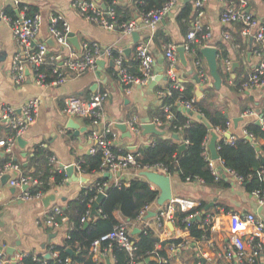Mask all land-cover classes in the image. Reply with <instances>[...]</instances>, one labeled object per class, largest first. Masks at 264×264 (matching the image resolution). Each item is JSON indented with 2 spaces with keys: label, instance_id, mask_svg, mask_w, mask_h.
<instances>
[{
  "label": "crops",
  "instance_id": "crops-1",
  "mask_svg": "<svg viewBox=\"0 0 264 264\" xmlns=\"http://www.w3.org/2000/svg\"><path fill=\"white\" fill-rule=\"evenodd\" d=\"M15 1L35 8V12L41 14L42 23L37 41H47L49 54H62L65 52L50 40L48 34V14L53 10L62 14L66 20L69 31L76 38L78 48H75L71 42L70 45L78 53L81 52V47L84 44L96 43L101 47H111L115 52L123 54L125 61L128 63V69L136 75L139 73L138 66L133 67L132 62L136 59L138 46L146 45L155 62L153 67L154 79L156 76L161 78L153 88L148 85H135L132 87L131 93L125 95L121 90L113 66L110 62L105 61L103 67L99 68L97 66L94 70L80 77H73L66 73L67 79L63 84L48 88H40L35 84V69L29 65L26 69L25 82L16 85L12 81L11 60L17 51V46L11 36L10 23L5 18L0 17V103L12 105L18 113L20 107L31 99L36 98L39 103L38 116L35 122L28 127L18 139L19 141L17 140L14 159L20 165L23 173L30 174L34 171V166H30L28 169H22V167L29 166L28 164L36 147H40L43 152L49 154L48 157L51 155L56 157L58 166L73 165L74 176L80 178L68 182L66 176L61 185L43 195L41 199L25 201L20 199L21 190L8 184V177H0V249L6 256L8 255L6 252L8 248H13L12 253L14 254L32 251L44 255L46 254V248L44 247L60 244L72 224L66 217L59 229L52 230L38 225L37 220L41 219L46 210L53 205L66 208L69 201L76 199L82 189L90 186L100 176L97 172L83 173L76 167L78 160L88 154L87 124L82 119H72L64 116L62 112L63 100L72 95L87 98L89 94L106 90L109 92V98L105 102L103 110L108 120L125 123L135 116L139 122L145 120L155 121L156 109L160 104V97L155 88L156 86H163L167 79V60L162 47L166 42L177 46L183 44L186 33H183L178 26L176 14L182 5L186 3L193 7L194 0L177 2L171 12L161 20L154 32L140 27L136 31L139 34L136 42L132 39L131 34L126 36L119 31H109L94 23L86 22L72 10V0H0V13L3 9H12L15 12L13 5ZM92 1L101 8L106 7L105 0ZM246 1L247 11L264 24V2L261 0ZM113 3L128 7L132 6V0H113ZM220 10L221 6L216 0H208L200 21L204 27L210 28L212 32V38L208 45L215 47L218 56H221L220 66L223 77H221V88L216 91V97L222 103L223 109L226 110V115L230 120L227 132L232 138H245L244 126L249 122L257 125L256 122L259 121V117L264 114V89L262 87L245 88L242 84L248 80L251 71L258 65L262 57L264 58V49H261L262 54H257L255 52L257 45L252 38L245 39L242 37L237 30V26L222 24L219 21ZM137 18V16L134 17V19ZM195 20L196 16L193 17L190 28H192ZM223 32H229L231 39L224 38L222 36ZM164 40L167 41L164 42ZM184 58L186 66H183L180 61L177 64V78L181 82H194L193 60L186 53H184ZM223 59H228L231 63L229 72H224ZM202 60L206 65L205 60L203 58ZM190 70L193 71L191 74H189ZM164 77L166 79H163ZM196 84L198 83L196 82ZM239 84L240 87H237ZM197 91H200L201 96L202 92L196 85L195 93ZM248 110H252L255 115H244ZM235 118H240L236 124L233 122ZM69 124L72 127L76 126V129L71 128ZM8 132L9 130L0 123V136H5ZM118 132L117 146L119 148L137 150L140 145L149 142L150 135L143 136L140 133L138 136L132 135L130 138H122V133ZM223 134L225 135V133ZM209 139L210 137L208 142ZM258 143L264 147L263 140H259ZM259 154L264 157V151L259 152ZM5 159L0 150V165ZM215 166L218 178L223 177L228 187H220L219 184L208 187L198 180L182 182L175 175L163 174L169 178L170 200L188 199L196 204V209L202 205L204 210L198 211L199 215L208 207L205 211L204 224L199 225L200 229H205L207 235L204 234L200 240L190 237L188 231L179 227L176 219L168 222L165 228L156 227L155 215L157 209L170 200L161 205L158 203L161 193L160 187L142 174L151 171L127 170L120 176L110 173L103 176H108L112 182L123 180L126 183L135 177H139L148 182L152 189L158 191L157 199L149 206V213L146 215L147 220L153 227L154 234L160 240L181 239L186 243V247H180L170 255L168 259L170 264H264L263 255L253 257L252 249L249 246L246 248L245 256L241 260H238L234 253L231 258L226 257L225 253L227 251L234 250L229 239L230 235L227 232V216L231 213H251L264 223V200H261L256 193H247L241 182L228 175L225 168L218 163H215ZM40 175L41 171L37 172L36 177L39 178ZM151 213L155 215H149ZM208 216L213 218L210 223L211 227L207 223ZM119 221H123V219ZM195 221H200V219ZM135 227L138 229V226L134 225L131 231ZM136 234L133 233V235ZM244 239H247V237H244ZM156 248L159 249V245ZM168 253L167 249L166 254L168 255ZM110 264H113L111 260Z\"/></svg>",
  "mask_w": 264,
  "mask_h": 264
},
{
  "label": "built area",
  "instance_id": "built-area-1",
  "mask_svg": "<svg viewBox=\"0 0 264 264\" xmlns=\"http://www.w3.org/2000/svg\"><path fill=\"white\" fill-rule=\"evenodd\" d=\"M182 0H164L161 7L156 8L146 14L141 15L138 19L130 20L128 22H119L115 9L113 6H106L101 8L92 0H72L71 8L86 22L94 23L109 31H119L123 35H130L137 31L140 27L150 29L154 32L161 20L166 17L175 6L177 2ZM208 0H194L193 7L195 10L196 20L186 34L185 41L182 46L184 53L189 54L190 45L197 43L200 47L209 46V41L212 38L210 28L204 27L201 24L200 18L203 16L204 7ZM221 10L219 13V21L224 25L237 26L239 34L247 38H252L256 45V53L262 54L264 49V24L255 18L247 11L246 0H216ZM264 2V0H261ZM14 16L7 17L0 13V17L5 18L10 23L11 36L16 43L17 51L12 56L11 60V76L12 81L16 85H21L26 79L27 66L31 65L35 69V84L40 88H48L53 85L63 84L69 73L73 77H80L85 73L94 70L97 67V60L103 59L112 64L115 75L118 78L121 90L125 95L131 93L132 87L147 86L150 81L154 79L153 67L154 58L152 57L149 48L146 45L138 46L136 50V59L138 61L139 76L134 75L125 64L124 56L121 52H115L111 47H101L100 45L84 44L81 47V52L71 47L68 33L69 27L63 15L58 11H50L47 20V30L50 40L60 46L64 53H48L47 41H37L40 26L42 23V16L39 12H33L28 15V6L20 4L18 1L14 2ZM222 36L228 40L231 39L229 32H223ZM177 45L165 43L163 45L164 56L167 60V78L171 80L169 88L160 92L170 93V89L182 90V82L177 78V64L179 62L176 49ZM260 49V50H259ZM195 74L199 80L198 84L201 88L205 87L210 82L206 65L202 58H194L193 60ZM44 66H48L53 75V79L47 80V75L40 71ZM224 72H229L231 63L228 59H223ZM245 88H261L264 86V58L260 60L258 65L251 71L248 80L242 84ZM109 98V92L106 90L98 91L89 94L87 98L79 96H68L63 100L62 112L64 116L69 118L82 119L87 124V139L89 147L87 153L89 155H99L100 165L98 173L100 175L113 174L122 175L127 170L134 171H154L166 174L164 169L160 166L143 167L140 168L137 156L139 153L136 149L128 150L124 153L114 151V146H117L119 132L115 128L116 122L110 121L106 118L103 110L105 102ZM182 107L195 112L193 107V100L183 102ZM39 103L36 98L29 100L23 104L19 113L16 108L9 104L0 103V123L8 130V134L0 136V150L5 156L4 162L0 165V177H8V184L19 188L20 199L28 201L33 199H41L44 194H31L27 189L39 183L37 178H33L30 174L23 173L20 165L14 159V150L17 140L24 134L38 116ZM165 116L167 119L172 117L169 106L164 107ZM244 115H255L252 110H248ZM153 123L156 128L160 130L162 126L161 121L155 120ZM127 129L132 135L138 136L142 130V122L133 116L125 122ZM259 124L264 128V114L259 117ZM230 126V123H229ZM228 126V127H229ZM223 133L227 134V131ZM244 135H247L244 132ZM252 138L251 136H249ZM234 138L228 137L227 142L232 143ZM206 143V149H207ZM217 149V148H216ZM206 160L208 166L214 176H217L215 163L225 168L219 160H212L207 149ZM48 163L53 168L63 169L58 166V161L54 155L49 156ZM77 169L79 164L76 163ZM228 175L233 176L239 182L242 180L229 169H226ZM167 175V174H166ZM264 179V173L261 176ZM118 183L117 180L115 182ZM105 183L98 185L99 193H103ZM258 194V192H256ZM259 195V194H258ZM260 196V195H259ZM264 200V192L260 196ZM196 204L188 199L170 200L167 204L159 207L155 215V225L157 228L166 227L168 222L174 220V213L176 211L186 212L188 215L183 219V222L188 223L195 221L199 217V212L196 210ZM148 207L140 211L135 223L128 221H119L113 229L95 240L91 246V253L94 259L107 258L109 256L110 247L112 244L127 251L132 255L134 251V240H132L130 232L134 225L138 226L139 230L151 231L154 233L152 225L147 220ZM66 219L62 208L58 205H53L43 214L42 218L37 220L38 225H42L52 230L60 228L61 223ZM86 217L81 218V222H85ZM212 216H208L207 223L210 225ZM211 227V225H210ZM137 228V227H135ZM227 232L229 233L230 242L234 248L232 251L225 253L227 258H231L233 253L241 260L245 256V250L249 246L252 249V256L264 257V223L257 219L253 214H238L231 213L227 216ZM247 237V239H244ZM108 241V247L100 250V243ZM180 247H186V243L182 242L178 245L171 244L169 246V253L166 258L160 261L167 262L170 255ZM49 256H56V252H46ZM22 254L16 253L12 257V261L16 262L21 259ZM45 256V254H44ZM7 259L6 254L0 249V264H4ZM109 259V258H108ZM112 261V259H110ZM131 264H141L140 262H131Z\"/></svg>",
  "mask_w": 264,
  "mask_h": 264
},
{
  "label": "trees",
  "instance_id": "trees-1",
  "mask_svg": "<svg viewBox=\"0 0 264 264\" xmlns=\"http://www.w3.org/2000/svg\"><path fill=\"white\" fill-rule=\"evenodd\" d=\"M163 2L164 0H132V6L128 7L113 3V0H105L106 6L114 7L119 22H128L135 16L140 17L161 7ZM35 11V8L28 7L27 14L30 15ZM2 14L12 18L15 13L12 9H3ZM194 16V9L189 3L182 5L176 14V22L183 33H187ZM199 48L201 47L197 43L190 45L188 56L192 60L202 58L197 51ZM220 58L221 56H218L219 73L223 77ZM125 64L128 65L126 61ZM132 65L135 68L138 66L137 59L132 62ZM40 71L47 75L48 81L53 79L48 66L42 67ZM136 76H139V73ZM210 83L211 80L200 89L201 96L195 93L196 85L199 87L195 81L182 82V90L172 88L169 94L160 93L170 87L169 78L163 86H156L155 91L160 97V104L156 109L155 117L156 120L161 121L160 130L164 131V134H149V142L137 148L139 155L136 159L139 167L160 166L167 175H175L182 182L198 180L208 187H214L217 184L221 185L220 187H228L223 177L218 178L212 174L205 158L206 143L210 133L213 132L217 135L216 152L223 166L232 170L242 180L241 184L247 193L258 192L261 196L264 192V179L261 178L264 165L259 159V152L262 153L264 147L259 145L258 141H264V128L249 122L243 129L247 135L252 137V141L237 137L232 143L227 142L223 132L228 130L230 120L222 103L217 100L216 91ZM237 87H240V84ZM190 100H193V107L196 111H183L181 104ZM165 106H169L172 113L170 119L165 116ZM206 123L209 124V128ZM255 147H259V152L255 150ZM113 149L119 153L128 151L118 146H114ZM48 155L40 147H36L29 166L22 167V169H28L34 166V171L30 174L33 178H37L39 183L27 189L31 194L45 195L65 180V171L51 167L48 163ZM77 163L83 173H98L100 156L87 154ZM40 171L41 175L38 178L36 175ZM101 183H105L104 197L98 205L97 213L90 216V207L99 194L97 187ZM157 196L158 191L152 189L149 183L142 178L135 177L127 183L119 180L116 184L108 176L100 175L90 186L82 189L76 199L69 201L66 208H62L64 216L69 219L72 226L60 244L44 247L46 248L45 253L56 252V256L46 259L42 253L21 252V259L13 262L14 253H11L7 255V261L4 264H106L108 258L112 259L113 264H131V262L170 264L168 260L163 262L160 259L168 258L166 250L171 244L178 245L183 241L181 239L160 240L153 232L144 230H140L136 235L130 232L134 240L132 255L115 244L111 245L107 258L94 259L91 253V246L95 240L109 233L120 219L135 223L140 211L153 204ZM196 210L203 211L204 207L200 205ZM187 215L186 212L176 211L174 213V219L177 220L179 227L188 231L190 237L195 240H200L204 234L207 235L205 229L199 228L200 224H204L206 212L204 211L199 216L200 221H190L188 226L183 222ZM83 217H86L85 222H81ZM157 245L159 249L156 248ZM106 247H108V241L100 243V250ZM67 249L72 250L73 254L69 255Z\"/></svg>",
  "mask_w": 264,
  "mask_h": 264
},
{
  "label": "water",
  "instance_id": "water-1",
  "mask_svg": "<svg viewBox=\"0 0 264 264\" xmlns=\"http://www.w3.org/2000/svg\"><path fill=\"white\" fill-rule=\"evenodd\" d=\"M184 1H190V0H184ZM132 39L134 40V42H136V40L139 37L138 32H132L131 33ZM68 37H69V41L71 42V44L73 46H75V48H78V44L76 42V38L74 37V34L72 32L68 33ZM52 41V40H51ZM198 53L201 55V57L205 60L206 62V66H207V70H208V74L211 78V83L210 86L215 90L218 91L221 88V84H222V78L220 76L219 73V65H218V52L217 49L215 47L212 46H203L201 48H199ZM179 61L181 62V64L183 66H186V60L184 58V47L182 45H179L176 49ZM105 61L103 59H99L97 60L96 64L99 68L104 66ZM111 64V63H110ZM112 65V64H111ZM193 71L190 70L189 74H191ZM161 78L156 76L155 79H153L152 81L149 82L148 86L150 88H153L157 81H159ZM163 79H166L165 77ZM193 79L198 83L199 80L197 78V75L194 74L193 75ZM262 89H264V86L262 87ZM197 96H200V91L196 92ZM183 111L189 112L187 109L182 108ZM240 118H235L233 120L234 124L237 123V120H239ZM72 120V119H71ZM256 124H259V121L256 122ZM207 127L209 128V124L206 123ZM69 126H71L69 124ZM115 128L120 131L122 133V138L126 137V138H130L132 136V134L129 132V130L127 129V126L125 123L123 122H116L114 124ZM71 128L76 129V126H71ZM141 134L142 135H149V134H154V135H163L164 131L159 130L158 128H156V126L149 122L148 120H145L142 122V130H141ZM230 136L229 133L225 134V138L227 139ZM216 139H217V135L213 132L210 133V139L209 142L207 144V149L210 153V157L212 160H217L218 159V155L216 152ZM246 140L251 141V138L249 136L245 137ZM19 141V140H18ZM132 150V149H131ZM255 150L257 152H259V147H255ZM259 159L261 161V163L264 165V157L262 155L259 154ZM74 168L73 165H69V166H65L64 167V171L65 174L67 176V181L70 182L72 179L73 180H79L80 178H76L74 176ZM143 175H145L152 183L156 184L157 186L160 187L161 193L160 196L158 198V203L161 205L162 203H164L167 200H170L171 195H170V183H169V178L168 176H165L163 174H160L158 172H143ZM107 175V174H105ZM6 177V176H5ZM73 177V178H72ZM104 197V193H99L97 195V197L95 198V200L93 201L91 208H90V216L95 215L97 213V208L98 205L100 203V201L102 200V198ZM208 209V207L205 208V211ZM149 215H155L154 213H151ZM196 219H199V217H197ZM134 234L139 233L140 230L135 228L132 231ZM6 252L8 254H11L13 252V248H8L6 249ZM67 253L69 255H72L73 252L70 249H67ZM46 259L49 258L50 256L48 254H45L44 256ZM106 264H110V260L106 259Z\"/></svg>",
  "mask_w": 264,
  "mask_h": 264
},
{
  "label": "rangeland",
  "instance_id": "rangeland-1",
  "mask_svg": "<svg viewBox=\"0 0 264 264\" xmlns=\"http://www.w3.org/2000/svg\"><path fill=\"white\" fill-rule=\"evenodd\" d=\"M193 9H194V7H193ZM195 11V10H194ZM196 16V15H195ZM138 19V18H137ZM134 20V19H133ZM188 32V31H187ZM187 34V33H186ZM177 53V52H176ZM177 57H178V55H177ZM211 79V78H210ZM199 85V84H198ZM199 88L201 89V87L199 86ZM189 111V110H188ZM260 126V125H259Z\"/></svg>",
  "mask_w": 264,
  "mask_h": 264
}]
</instances>
